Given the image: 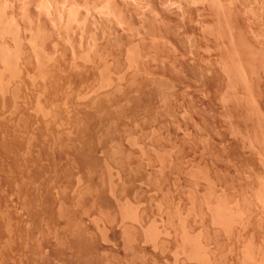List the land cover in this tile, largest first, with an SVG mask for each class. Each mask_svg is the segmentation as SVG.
Segmentation results:
<instances>
[{
  "label": "rangeland",
  "instance_id": "1",
  "mask_svg": "<svg viewBox=\"0 0 264 264\" xmlns=\"http://www.w3.org/2000/svg\"><path fill=\"white\" fill-rule=\"evenodd\" d=\"M76 1H78V2H76ZM89 2H88V0H57V1L56 0H46V1L45 0H0V13H1L0 14V22H1L0 23V55L4 53V55L7 56L9 54L7 57H9V58L15 57L17 60H20V64H24L25 66H28V65L31 66L29 68H33V66H35V64L37 63L36 62L37 60L35 58L33 59V56H35L36 58L43 56V58L49 59L48 66L52 65L49 68L54 66L55 71H56V75L57 76L60 75L61 78L59 76L58 77L60 80L61 79L62 80L57 82L56 76L54 78L52 77L53 79H51V77L48 78V80H52V82H54V83L56 82L57 86L59 83L60 86H58V87H56V85H54V83H52L51 81H49V85L47 83H45L44 81L42 83H40L41 86H43L42 88L45 90V93L43 92L41 94L42 98L44 99L43 96H45V98H48L50 96L51 97H57V95L59 98L60 97H66V96L68 98V97H70L69 95L71 94L72 95L71 99L72 100L74 99L73 101H71V102H73L72 104L70 102L68 104L66 103L67 106L65 105V103L64 104L61 103V105H57L58 109L61 106L60 113H62L63 111L65 113L71 112L70 113V114H72L71 115V118H72L71 121H69V122H67V121L60 122L59 121L58 122V121H54L53 117H52V119H51V117L50 118L46 117V119H45L44 114L36 106L33 105L34 100L32 101V98L28 97L29 99H31V100H29L27 97L24 96V98L21 99L23 97V94L25 95L28 92L26 94V96H29V95L33 94L34 92H36V90H38L37 88H38L39 80L37 81L34 79V81H35V82H33L34 84L38 82V84L35 86L31 83L33 81L32 79H30L32 76H27V78L29 79L28 80L25 77V75H22V77L18 78V81L16 79V81H17L16 83L20 84V85L18 84L19 88H20L19 91L22 92V94L20 93L21 94L20 95L21 98L19 97L20 100H19V98L17 99L18 100L17 104H20V105H17V107L14 109H11L8 104L7 105L6 104L0 105V110L3 108L5 110V111L1 110L2 113L0 111V119H1L0 120V128H1L0 129V143H1L0 146H3V145L6 146V144L10 145V143H11V145L19 144L23 140V138H22L23 136L20 137L22 135V134H20L21 130H24L25 128L26 129H33V131L35 133H38V131H40V129L41 130L44 128L46 129L48 126H49L48 128H50V129H57V127L60 129H62V128L67 129L69 127L68 126V124H69L70 130H72V129L74 131L80 130L81 133L84 132L85 130L88 131L91 127H93L91 125L89 126L90 123H88L87 122L88 120H86L87 115H90V113H92L94 111V109L92 110L93 107L90 104L91 99L95 98L98 95H99L98 97L103 96L104 95L103 93L105 92V90L106 91L112 90L111 85H108V84H105V86H104V84L100 85V83L102 82L103 76L107 72L106 68H109V67L113 68V70L111 68H109L110 71H112V73H114L113 72L114 70L118 71V70L124 69L122 72L124 73V75L126 74L125 79L127 81L128 78H131L130 76L133 74V72L136 73L135 69L133 70V68H135V66H130L129 64L131 62L137 61V63L139 62L138 63L139 67H136V69L137 68H139V69H138V72L136 74L135 73L133 74V77L134 76L135 77L132 81L130 80L132 83L129 80L128 81L131 84L128 83V81L127 82L125 81L126 83H124V84H126V86L123 85L122 86L123 89L119 90V93L122 90L123 92H125V91L130 92V95L131 94H133V95L135 94L137 96L140 95V97L143 98V100H144V101H142L140 99L141 102L145 104L144 105L145 107H143L144 109H142V111H140L142 113V114L140 113V115L145 116V117L142 118L141 116H137L139 118L136 119L137 118L136 117L135 118L136 120L131 119V122H130V120H128L127 121L128 124H126L127 126L125 125V127H127L128 129L127 128L123 129L121 134L123 132H125V133H123L124 135L120 134L121 137L122 136L123 137L122 138L120 137L121 140H119V142H118L121 145L120 146L121 148L119 151H121V153L125 151L124 157L127 158L126 159V161H127L126 162L127 163L126 172L127 173L125 172V175H127L129 173L130 176L128 175L127 178H125V181L123 179L124 188L122 186L123 184H121V186H119V189L122 188V190L118 189L116 193L114 191H112L110 183H108L106 180H105V183L100 184V186L98 188V190H99L98 196H101V198L106 202V205L108 206V210L99 211V210H97L98 209L97 206L95 208H94V206L93 207L89 206L87 209H84V210L75 207L74 211L72 213H73V216L76 217V219L78 220V224H76L78 227H74L73 224L72 225L70 223L67 224V222L64 220V219H66V217L63 215L62 211H60V209L56 203L57 198H59L61 195V192H60L61 190H60L58 184H56V182H51V183L49 182L47 184L43 183V185H42V182L40 183V181H37V180H34V181L31 180L30 181V179H28V178H24L26 181L25 180L22 181L21 180L22 178H20V177H18L19 178V180H18L16 178L17 175L15 173H14L15 177L13 178L14 174H11V176H12L11 177L10 173H12V171L9 173V170H11V169L9 167H7L8 160H6V157L8 159V156L3 154L2 153L3 151H1V149H0V152L2 153V154L0 153V159H1L0 165L3 166V167L0 166V170H1L0 171V264H77V262L79 260L76 258V256L78 257V255L75 254L76 255L75 256L69 247V244L71 241V238H69L70 237L69 231H71V229L73 230L75 228H78V229L80 228V230L82 232L87 234V237H89L90 240H92V242L94 243L93 245L96 247L95 248L96 251L93 255H91V258L89 257V259L87 258L86 261H84L85 264H96V262H97V264H106V263L107 264H163V263L164 264H177V262H178V264H213V263H211V262H209L203 258V255L201 252L202 248H199L200 247L199 243L201 244L200 241L204 240V237H206L207 233H210L212 238L215 236V238L213 239L215 241V245L213 246V248L215 247L214 253L216 255L215 256L216 257V263H214V264H219V263L220 264H233V263L234 264H238V263H241V264L244 263L245 264V262L247 260H248L247 264H249V263L253 264V260L256 258V252H255L256 250H257V252L262 250L260 253L261 256L264 254V252H263L264 251V244H262V243H264V225H262V224H264V218H263L264 217V213H263L264 210L262 209L263 208L262 204L260 202L258 204L256 202L257 200H254V199L258 198V197H256L257 191L255 190V189H257V190L259 189L257 187L259 184L258 182L260 181L261 177L264 178V174H262V173H264V166H263L264 165V163H263L264 158L262 159V157L264 156L263 155L264 154V144H263L264 143V0H168L167 2H166V0H115V1L114 0H89ZM93 2H95V3H93ZM212 2H214V3H212ZM101 4H102V6H101ZM41 5L44 7H42ZM55 5H58V6H55ZM4 7H6V9ZM36 7H38V8H36ZM93 7H94V9H93ZM67 9H68V13L65 14L64 12H67ZM103 9H105V10H103ZM106 9H108V10H106ZM98 10H100V12ZM95 11H97V12L95 13ZM103 12L104 13L106 12V13L104 14ZM46 13L48 15H46ZM70 13L72 15H69ZM54 14L56 17L54 16ZM57 14H58V16H57ZM62 14H63V17H62ZM67 15H69V16L67 17ZM108 16H110V18ZM117 16H118V18H117ZM85 17H86V19H85ZM66 18H68L69 21ZM70 18H72V19H70ZM60 19H61V21L63 19L65 21L63 20V22H61ZM115 19L119 20V21H116ZM168 20L169 21L171 20V21L169 22ZM75 21L76 22L78 21V22L76 23ZM67 22H69V23H67ZM109 22H111V23H109ZM117 22H119V23H117ZM79 23H82V24H79ZM121 23H122V25H121ZM6 24H8V25H6ZM77 24H79L80 26L79 25L77 26ZM123 24H124V28L121 27V26H123ZM71 25L73 28L71 27ZM1 26H3V27H1ZM68 26H70V27H68ZM75 26L78 28H75ZM84 29H85V31H84ZM103 29H106V30H103ZM167 29H169V30H167ZM158 31H161V32L158 33ZM113 33H115V34H113ZM214 35H215V37H214ZM115 36H116V38H115ZM142 36H144V37H142ZM12 38H13V40H12ZM112 40H113V43H112ZM37 41H39V42H37ZM33 42H35V43L33 44ZM96 42H97V44H96ZM93 44H95V45H93ZM164 44L166 46H164ZM172 44L174 45V47ZM189 44L191 45V47ZM194 44H196V45H194ZM144 45H146V46H144ZM35 46H37V47H35ZM91 47L92 48L95 47V48L92 49ZM101 47H104V48H101ZM206 47H208V48L206 49ZM40 49H41V51H40ZM101 49L104 52V53L102 52L103 55L101 53ZM133 49H135V50H133ZM138 49H139V51H138ZM171 49H173V50H171ZM200 49H201V51H200ZM34 50H35V52H34ZM136 50H137V52H136ZM193 50H195V51H193ZM88 51L90 52L89 54H88ZM191 51H192V53H190ZM94 52L96 53L97 56L95 55ZM157 52H158V54H156ZM133 53L137 54V56ZM34 54H36L38 56H36ZM108 55H110V57ZM120 56H122V57H120ZM141 56H142V58H141ZM146 56H148V57H146ZM21 57H23V58H21ZM30 57H31V59H30ZM88 57H90V58H88ZM104 57H106V58H104ZM139 57H140V59H139ZM166 57L168 60L166 59ZM183 57H185L184 60H183ZM222 57H223V59H222ZM231 57H232V59L230 60ZM136 58H137V60H136ZM199 58H201V59L199 60ZM133 59H135V60H133ZM155 59H156V61H155ZM97 60H98V62H97ZM125 60H126V62H125ZM24 61H25V63H24ZM28 61H29V63H26ZM147 61H150V62L147 63ZM158 61H160V62H158ZM21 62H23V63H21ZM100 63H101V65H100ZM105 64H108L107 66H109V67H107V66L104 67ZM67 65L69 66V69L67 68L68 67ZM85 65H86V67H83ZM97 65H98V67H96ZM117 65L120 67H118ZM222 65H224V66L226 65V66L224 67ZM25 66H23V68H28ZM115 66L118 67L119 69L116 70L117 68ZM231 66H232V68H231ZM1 67H2V64L0 63V68ZM94 67L97 70L101 69L102 71L99 70V72H98V71H96V69H94ZM114 67L116 69H114ZM178 67L180 69H178ZM202 67H203V70H202ZM54 68H52V69L54 70ZM78 68H80V69H78ZM183 68H185V69H183ZM58 69H59V71H58ZM194 69H196V70H194ZM231 69H233V70H231ZM130 70H132V71H130ZM197 70H198V73H197ZM223 70H225V71H223ZM0 71H2V68L0 69ZM200 71H201V74L199 73ZM226 71H227V73H226ZM57 72H59L61 74H59V73L57 74ZM152 72L154 74H152ZM228 72L230 75L232 74L231 77L228 74ZM234 72H235V74L233 75ZM77 73H78V79H80L79 76L82 77V75L87 74V76L85 75V76H83V78L86 79L88 77L90 83H88L86 85L84 83L83 84L84 86L82 85L80 87L81 84L77 85V84H73L72 82H69V78H72L75 75H76L75 77H77ZM127 74H129L130 76L128 77ZM199 74L202 76V79H201V76ZM136 75H137L138 81L140 83L139 86L140 87L142 86L141 89H143V90H141L139 87L138 92H136L138 90L137 89L138 88L137 82L135 83V86L137 87L136 89L134 86H132L133 89L130 88L132 84L134 85V81H137ZM154 75H155V79H154ZM62 76H64V77H62ZM228 76H229V78H228ZM65 77L68 80L64 79ZM126 77H128V78H126ZM164 78H166V79H164ZM215 78L217 79V81L214 80ZM24 79L27 80V81L25 80V83H23ZM63 79L65 81H63ZM230 80H232V81H230ZM20 81L22 83H20ZM66 81H67V84H63V83H66ZM98 81H100V82H98ZM46 82H48V81H46ZM60 82H62L63 85ZM68 82L72 83V84H69ZM197 82H198V84H197ZM216 82H217V84H216ZM43 83H45V86L47 84V86L45 88H44ZM26 84H27V86H26ZM18 85H16V87ZM24 85L26 86L28 91ZM97 85H98V87H97ZM99 86H100V88H99ZM108 86H110V87L108 88ZM19 88L17 87V89H19ZM86 88L88 89V91ZM148 88H149V90H148ZM204 88H205V90H204ZM91 89H93V90H91ZM102 89H103V91H102ZM151 89H153V90H151ZM97 90H98V92H97ZM162 90H163V92H162ZM67 91H69V92H67ZM169 91H171V92H169ZM77 92H79L78 97H77ZM85 92H87L86 93L87 95L84 94ZM81 93H82V96H81ZM101 93L103 95L100 96ZM116 93H118V90ZM43 94H45V95H43ZM147 94H149V95H147ZM90 95L91 96L93 95V96L91 97ZM133 95H132V97L134 99ZM202 95H204V96H202ZM137 96L135 97V99H138ZM205 96H207V97H205ZM7 97H10V96H7ZM79 97H81V98L79 99ZM84 97H85V99H84ZM198 97H199V99H198ZM220 97H221V99H219ZM26 98L28 100H26ZM101 98H103V97H101ZM166 98H168V99H166ZM194 98H195V100H194ZM214 98H215V100H214ZM235 98H238L239 100L235 99ZM8 99L9 98H6V100H8ZM133 99L130 98V101L132 100V102H133ZM225 99H226V101H224ZM130 101L128 103H130V105H131L132 103ZM138 102H139V99H138ZM145 102L148 103V106L146 105ZM193 102H195V103H193ZM224 102H225V104H224ZM203 103H204V105H203ZM87 104H89L88 108H87ZM7 107H9V108H7ZM66 107L68 108V110ZM224 107H225V109H224ZM56 109H55V111H57L59 113V110L58 109L56 110ZM151 109H153V110H151ZM144 110L145 111L147 110V111L145 112ZM158 110H160V112ZM208 110H209V112H208ZM13 111H14V113H13ZM15 111H16V114L18 112L17 115H15ZM25 113H27V114H25ZM145 113H146V115H145ZM210 113H211V115H210ZM78 114H79V116H78ZM167 115H168V117H167ZM85 116H86V119L84 118V121H83V117H85ZM156 116H157V118H156ZM23 117H25V118H23ZM75 117L81 118V119L78 120ZM14 119H16V120L14 121ZM44 119L48 120L50 122L47 121V124H46V121ZM149 119H150V121H149ZM153 119H155V120H153ZM76 120L78 122H75ZM81 120H82V122H81ZM138 120H139V122H138ZM53 121L57 122V124H59V126L56 125ZM135 121H137V122L135 123ZM29 123H30V125H29ZM63 123H64V125L62 126ZM129 123H131V124H129ZM138 123H139V125H137ZM144 123H145V125L146 124L147 125L145 126ZM153 123H155V124H153ZM65 124H67V125H65ZM76 124H78V125H76ZM60 125L62 128L60 127ZM79 125L82 127H79ZM137 126H138V128H137ZM139 126L140 127L142 126V127L139 128ZM76 127H78L79 129ZM87 127H88V129H86ZM94 128H96V130H97V127H93L91 129L94 130ZM82 129H84V131ZM137 129H139V130H137ZM160 129H162V130H160ZM4 130H5V132H4ZM93 130H92V132H94ZM96 130H95V132H96ZM12 131H14L13 133H15V132L17 133L19 131L18 132L19 137L15 136L16 139H18L19 141L16 140L15 137H14L15 141L13 140L14 135L13 134L11 135ZM76 131L74 133H77ZM80 131H78V133ZM90 131L91 130H89L88 133L84 132L86 134L83 133L84 134L83 137L85 138V141L82 142V144L85 143L84 145H86V143H87L88 145L90 144L89 146H92L93 152L95 151L94 152L95 159L101 160V161L105 160L107 157V149L105 147L106 142H105L104 135H102L103 136V138H102V136H100V135L97 136L95 133L92 135V137H94L96 135L98 138H96V136H95L93 139V138H91V135H90L91 133L89 134ZM129 131H131V132H129ZM143 132H145V133H143ZM72 133L73 132H71V134ZM134 133H136V134H134ZM88 134L90 135V137ZM133 134H134V136H133L134 139L136 136H137L136 139H138V136L141 135V136H139L138 141L136 139L133 140V138L130 137ZM144 134H147V136L146 135L144 136ZM2 135H4V137ZM74 135H76V134H74ZM74 135L72 134L73 137H74ZM80 135H82V134H80ZM80 135L77 137H80ZM232 135H234V136H232ZM239 135H241V136H239ZM87 136L89 138H91L92 141H91V139L88 140V138H86ZM143 136H144V138H143ZM242 136H244L243 138H245V139H243ZM7 137H8V141H7ZM232 137H234V138H232ZM255 137L257 139H255ZM62 138L63 139L61 141L64 140L63 136H62ZM80 138H82V137H80ZM80 138H77V139L79 140ZM123 138H124V140H123ZM56 140L57 139H55V141ZM82 140H83V138H82ZM86 140L90 141V142L88 143ZM134 141H137V142H134ZM7 142H9V143H7ZM14 142H16V143H14ZM34 142H38L37 138L34 139ZM76 143H80V142L77 141ZM136 143H138L140 145H138ZM91 144H94V145H91ZM130 144H131V146H130ZM142 144H143V146H142ZM137 146L138 147L140 146V147L138 148ZM131 147L133 148V150ZM256 149H257V151H256ZM205 151H207V152H205ZM101 152H102V154H101ZM166 152H168V153H166ZM259 152H261V153L258 154ZM224 153H226V154H224ZM232 154H235V155H232ZM167 155H168V157H167ZM54 156L57 157V155H54ZM228 156L230 158H228ZM130 157H132V158H130ZM158 158H159V160H158ZM210 158H211V160H209ZM4 160H6L5 161L6 163H4ZM128 160H130V161H128ZM261 160H262V162H261ZM241 161H242V163H241ZM162 163H164V164L167 163V164H165V166H164V164H162ZM248 167L251 169H249ZM8 168H9V170L7 171ZM197 168L198 169L202 168V169H199V171H198ZM244 168H246V169H244ZM33 169L34 170H31L30 174L34 175V178H36L35 174L33 172L37 173V170H35V168H33ZM159 169H160V171H159ZM7 173L9 174L8 176H7ZM153 174H154V176H153ZM257 175L259 177L256 178ZM260 175H263V176H260ZM124 177H126V176H124ZM128 177H129V179H128ZM156 177H158V178H156ZM248 177H249V179H247ZM8 178L9 179H11V178L15 179L16 178V182H14V180L11 181ZM230 178L231 179L233 178L232 180L234 182ZM143 179H145L146 181ZM156 179L157 180L159 179L158 182ZM256 179H257V181H256ZM248 180H249V182H248ZM28 181L30 182V184ZM152 181L153 182L155 181V182L153 183ZM139 182H140V184H138ZM256 182H257V184H256ZM19 183H22V184H19ZM104 184H105V187H104ZM229 184H231V185H229ZM44 185L45 186L47 185V187L44 188V190L47 189V190H45V192H44V190H41V189H43V187H45ZM126 185L128 188H125ZM250 186H251V188H250ZM152 187H153V189H152ZM223 187H224V189L222 190ZM252 187L254 189H252ZM22 188L24 191L27 189V192L30 191V193L32 191L31 194L28 193L29 194L28 196L31 195L29 197L30 200L28 199V202H25V200L23 201V196L21 195L22 193L20 192L22 190ZM227 188L229 190H227ZM125 189H127V190H125ZM251 189H252V191H251ZM23 190H22V192H24ZM262 190L263 191L261 193H262L263 197L261 200L263 201L264 186H263ZM150 191H151V193H150ZM216 191H218V193H219V191L221 192V193H219V197H218V193H216ZM231 191H233L234 193ZM111 193H113V194H111ZM120 193H123V194H120ZM34 194L38 195V196L36 197ZM19 195H20V197H19ZM131 195H132V197H131ZM140 195H142V196H140ZM222 195H224V196H222ZM253 195H254V197H253ZM70 196H72L71 191H70ZM112 196H113V198H112ZM128 196L131 199H129ZM221 196H222V199H221ZM244 196H246V197L244 198ZM119 197H121L123 200L121 201V198H119ZM123 197H125V198H123ZM114 198H116V199H114ZM33 199H35V201ZM229 199H230V201H229ZM215 200H216V202H218V201L221 202L219 212L216 211V212H218L219 217L221 216L220 219L224 218V216H225V218H224L225 220L224 219L219 220V222H217L218 220H216V223L220 224V222H223L225 225L226 224L227 225L224 228V229H226V231L220 230V232H219V230L216 229V231L214 230V235H213V232L211 229V224H213L212 220H211L212 217H211L210 211L208 210V207H209V205H212V204L214 205ZM30 201H32L30 203L32 205L28 204ZM124 201H125V203H124ZM213 201H214V203H213ZM234 201H235V218L237 217L235 220H234V217L228 218V216L231 217V215L233 213L232 211H234V210L230 209V208H232V206H234L233 205ZM210 202H212V204ZM236 202L238 203V206L240 207V209L237 206ZM121 204H123V205H121ZM225 204H226V207H225ZM228 205L230 208L228 207ZM114 206H115V208H114ZM123 206H124V208H123ZM222 206H223V208H222ZM236 207H238V208L236 209ZM247 207L248 208L250 207L249 208L250 210L254 207L252 209V214L254 215V216L252 215V218L253 217L254 218L250 221H247V223L250 224L249 226L247 225L248 228L246 225L243 226L244 228L246 226L245 230H243V227L240 226L242 229L241 230V229L237 228L238 227L237 224L238 223L240 224L239 220L242 218L241 215L245 216ZM227 208L229 210H231V212L228 211ZM176 209H177V211H176ZM223 209H225L228 212H226ZM257 209L259 212H256ZM136 210H140L139 212L142 213V215H143L139 219L135 218L136 217L135 216ZM222 210H223V212H222ZM43 212H45L47 215L48 214L50 215V220L46 221L43 224H40V223H42L41 218H42ZM224 212L227 213V215H224L223 214ZM236 212H237L238 216L236 215ZM152 213H154V214H152ZM238 213H240V214H238ZM86 215H88V216H86ZM133 215H134V217H133ZM183 216H185V217H183ZM244 216H243V218H244ZM189 217H191V218H189ZM178 218H179V222H178ZM257 218H259V219H257ZM232 219H233V221H232ZM111 220H113V221H111ZM134 220L135 221L137 220V223ZM133 221H134V223H133ZM225 221H228L231 224H228ZM234 221L236 222L235 225H234ZM166 222H167V226L165 225ZM180 222L181 223L183 222L182 225L180 224ZM232 222H233L234 227L232 225ZM169 223H170V225H169ZM194 223H196V224H194ZM208 223H209V225H208ZM223 223H221V224H223ZM163 225L166 228L168 227L167 230L170 233H168V235H166V233H165L164 234L166 236V237H164L165 242L160 243L157 239V238H159L158 235L160 233L159 234H157V233L159 232V230H161V227H164ZM37 226H39V227H37ZM140 226L141 227L143 226V228L146 227L144 229L145 231L147 230L146 231L147 239H144L145 241L144 240L140 241V240H138V238L136 239L135 235L137 233L138 234L141 233V231H142L140 229ZM171 226H173V227H171ZM151 227H153V228L151 229ZM201 227L202 228L204 227L205 229L204 228L202 229ZM45 228H48L50 230L49 231L47 229L49 231V233L48 232H46V233L42 232V231H44ZM174 228H175V230H174ZM184 228H186L185 232L189 231L190 233H191V231L192 232L198 231V230L202 231L201 234L199 233L198 235H196L198 237V239H197V237L195 238L193 235H191L189 237L191 245H189L190 246L188 248L189 253H187V255H186V253L184 254V252L180 250L181 248L178 249V245L176 244V243H178V240L182 234V229L184 230ZM231 228H232V230H231ZM39 230H41V231H39ZM11 232H13V233H11ZM40 232L43 235L45 234L44 237ZM226 232L228 233V235ZM261 232H262V234H261ZM225 234H226V236H225ZM230 234H231V236H230ZM46 236H47V238H46ZM80 236H79V238L83 237V235L81 237ZM168 236H171V237H168ZM235 236L236 237L238 236L237 237L238 239ZM251 236L253 237L252 239H251ZM106 237H107V239H105ZM114 237H115V239H114ZM74 238H76V236ZM85 238H82V239L84 240ZM32 239H33V241H32ZM44 239H45V241H44ZM76 239H78V237ZM254 239H255V241H254ZM40 240H41L42 244H43V242H45V243L42 245ZM156 240H157V242H156ZM243 240H244V242H243ZM196 242H197V244H196ZM10 243H12V244H10ZM60 243H62V244L59 245ZM65 243H66V245H63ZM157 243H158V245H157ZM27 244H29L28 247H27ZM174 244L177 246H175ZM247 244H248V246H247ZM217 245L219 247H217ZM41 247L42 248L44 247L43 251L41 250L42 249ZM251 247H253V248H251ZM39 249H40V252H39ZM176 249H177V251H175ZM243 249H244V252H242ZM233 250H235V251L233 252ZM245 250H247V251H245ZM252 250H254V251H252ZM11 251L13 252V254ZM240 251L243 254L244 253L251 254V252H252V254L251 255H245L244 254L245 256H243V257H244V260H246L244 262L243 257H241L242 254ZM165 252H166V254H163ZM229 252H231V253H229ZM254 252H255V257L252 256V255H254ZM110 258H111V260H110ZM173 258H175V259H173ZM235 258H237V259L235 260ZM241 258H242V260L239 261ZM74 259H77L78 261L75 262ZM261 259H263V261H264V256H263V258L261 257ZM224 260H226V261H224ZM249 261H252V262H249ZM254 262H256V261L254 260ZM79 264H82V263H79Z\"/></svg>",
  "mask_w": 264,
  "mask_h": 264
},
{
  "label": "bare ground",
  "instance_id": "2",
  "mask_svg": "<svg viewBox=\"0 0 264 264\" xmlns=\"http://www.w3.org/2000/svg\"><path fill=\"white\" fill-rule=\"evenodd\" d=\"M46 1V0H45ZM57 1V0H56ZM115 1V0H114ZM168 0H166V2H167ZM5 2V1H4ZM74 2V1H73ZM76 2H78V1H76ZM88 2H89V0H88ZM210 2V1H209ZM44 3V2H43ZM53 3V2H52ZM90 3V2H89ZM93 3H95V2H93ZM124 3V2H123ZM208 3V2H207ZM212 3H214V2H212ZM2 4V3H1ZM76 4V3H75ZM104 4V3H103ZM106 4V3H105ZM166 4V3H165ZM164 4V5H165ZM53 5V4H52ZM108 5V4H107ZM124 5V4H123ZM6 6V5H5ZM42 6V5H41ZM55 6H58V5H55ZM85 6V5H84ZM88 6V5H87ZM86 6V7H87ZM101 6H102V4H101ZM24 7V6H23ZM42 7H44V6H42ZM71 7V6H70ZM69 7V8H70ZM74 7V6H73ZM104 7V6H103ZM102 7V8H103ZM5 9H6V7H4ZM36 8H38V7H36ZM56 8V7H55ZM58 8V7H57ZM61 8V7H60ZM63 8V7H62ZM88 8V7H87ZM72 9V8H71ZM70 9V10H71ZM93 9H94V7H93ZM180 9V8H179ZM24 10V9H23ZM37 10V9H36ZM74 10V9H73ZM92 10V9H91ZM103 10H105V9H103ZM106 10H108V9H106ZM123 10V9H122ZM126 10V9H125ZM181 10V9H180ZM47 11V10H46ZM50 11V10H49ZM72 11V10H71ZM77 11V10H76ZM93 11V10H92ZM99 12H100V10H98ZM64 12V11H63ZM91 12V11H90ZM97 11H95V13H96ZM102 12V11H101ZM110 12V11H109ZM112 12V11H111ZM120 12V11H119ZM54 13V12H53ZM65 14L66 13H68V9H67V12H64ZM104 13V12H103ZM106 13V12H105ZM104 13V14H105ZM1 14V13H0ZM12 14V13H11ZM10 14V15H11ZM43 14V13H42ZM50 14V13H49ZM64 14V15H65ZM75 14V13H74ZM86 14V13H85ZM90 14V13H89ZM99 14V13H98ZM102 14V13H101ZM100 14V15H101ZM113 14V13H112ZM116 14V13H115ZM123 14V13H122ZM7 15V14H6ZM46 15H48L47 13H46ZM51 15V14H50ZM69 15H72L71 13L69 14ZM69 15H67V17L69 16ZM79 15V14H78ZM87 15V14H86ZM54 16H55V14H54ZM57 16H58V14H57ZM126 16V15H125ZM151 16V15H150ZM56 17V16H55ZM62 17H63V14H62ZM74 17V16H73ZM78 17V16H77ZM76 17V18H77ZM88 17V16H87ZM109 18H110V16H108ZM89 18V17H88ZM87 18V19H88ZM93 18V17H92ZM115 18V17H114ZM117 18H118V16H117ZM125 18V17H124ZM123 18V19H124ZM127 18V17H126ZM137 18V17H136ZM24 19V18H23ZM58 19V18H57ZM66 19H68V18H66ZM70 19H72V18H70ZM81 19V18H80ZM85 19H86V17H85ZM105 19V18H104ZM121 19V18H120ZM131 19V18H130ZM135 19V18H134ZM3 20V19H2ZM1 20V21H2ZM51 20V19H50ZM64 20V19H63ZM63 20L61 21V19H60V21L61 22H63ZM116 20V19H115ZM132 20V19H131ZM7 21V20H6ZM65 21V20H64ZM68 21H69V19H68ZM84 21V20H83ZM82 21V22H83ZM91 21V20H90ZM106 21V20H105ZM116 21H119V20H116ZM122 21V20H121ZM124 21V20H123ZM128 21V20H127ZM169 21V20H168ZM171 21V20H170ZM169 21V22H170ZM76 22V21H75ZM78 22V21H77ZM76 22V23H77ZM107 22V21H106ZM143 22V21H142ZM156 22V21H155ZM164 22V21H163ZM174 22V21H173ZM1 23V22H0ZM66 23V22H65ZM67 23H69V22H67ZM109 23H111V22H109ZM108 23V24H109ZM116 23V22H115ZM117 23H119V22H117ZM128 23V22H127ZM162 23V22H161ZM74 24V23H73ZM79 24H82V23H79ZM79 24H77V26L79 25ZM141 24V23H140ZM148 24V23H147ZM163 24V23H162ZM185 24V23H184ZM203 24V23H202ZM6 25H8V24H6ZM61 25V24H60ZM64 25V24H63ZM67 25V24H66ZM121 25H122V23H121ZM120 25V26H121ZM149 25V24H148ZM23 26V25H22ZM65 26V25H64ZM63 26V27H64ZM80 26V25H79ZM95 26V25H94ZM119 26V25H118ZM127 26V25H126ZM166 26V25H165ZM1 27H3V26H1ZM55 27V26H54ZM61 27V26H60ZM68 27H70V26H68ZM71 27H72V25H71ZM100 27V26H99ZM108 27V26H107ZM121 27H123L124 28V24H123V26H121ZM120 27V28H121ZM151 27V26H150ZM178 27V26H177ZM207 27V26H206ZM11 28V27H10ZM73 28V27H72ZM75 28H78V27H76L75 26ZM126 28V27H125ZM130 28V27H129ZM167 28V27H166ZM202 28V27H201ZM52 29V28H51ZM55 29V28H54ZM57 29V28H56ZM62 29V28H61ZM114 29V28H113ZM159 29V28H158ZM63 30V29H62ZM67 30V29H66ZM72 30V29H71ZM76 30V29H75ZM103 30H106V29H103ZM108 30V29H107ZM121 30V29H120ZM123 30V29H122ZM127 30V29H126ZM146 30V29H145ZM153 30V29H152ZM151 30V31H152ZM167 30H169V29H167ZM206 30V29H205ZM204 30V31H205ZM65 31V30H64ZM84 31H85V29H84ZM111 31V30H110ZM114 31V30H113ZM149 31V30H148ZM154 31V30H153ZM157 31V30H156ZM166 31V30H165ZM209 31V30H208ZM5 32V31H4ZM125 32V31H124ZM150 32V31H149ZM159 32H161V31H158V33ZM168 32V31H167ZM176 32V31H175ZM6 33V32H5ZM83 33V32H82ZM102 33V32H101ZM144 33V32H143ZM148 33V32H147ZM165 33V32H164ZM8 34V33H7ZM6 34V35H7ZM20 34V33H19ZM96 34V33H95ZM105 34V33H104ZM113 34H115V33H113ZM112 34V35H113ZM126 34V33H125ZM192 34V33H191ZM5 35V34H4ZM111 35V34H110ZM124 35V34H123ZM140 35V34H139ZM138 35V36H139ZM154 35V34H153ZM152 35V36H153ZM13 36V35H12ZM11 36V37H12ZM18 36V35H17ZM52 36V35H51ZM96 36V35H95ZM104 36V35H103ZM119 36V35H118ZM174 36V35H173ZM191 36V35H190ZM10 37V36H9ZM46 37V36H45ZM98 37V36H97ZM107 37V36H106ZM111 37V36H110ZM114 37V36H113ZM142 37H144V36H142ZM161 37V36H160ZM165 37V36H164ZM214 37H215V35H214ZM42 38V37H41ZM81 38V37H80ZM101 38V37H100ZM115 38H116V36H115ZM163 38V37H162ZM213 38V37H212ZM58 39V38H57ZM91 39V38H90ZM119 39V38H118ZM125 39V38H124ZM172 39V38H171ZM177 39V38H176ZM12 40H13V38H12ZM92 40V39H91ZM109 40V39H108ZM111 40V39H110ZM164 40V39H163ZM205 40V39H204ZM2 41V40H1ZM31 41V40H30ZM89 41V40H88ZM94 41V40H93ZM92 41V42H93ZM97 41V40H96ZM122 41V40H121ZM124 41V40H123ZM143 41V40H142ZM141 41V42H142ZM167 41V40H166ZM169 41V40H168ZM16 42V41H15ZM14 42V43H15ZM37 42H39V41H37ZM83 42V41H82ZM102 42V41H101ZM164 42V41H163ZM170 42V41H169ZM190 42V41H189ZM194 42V41H193ZM196 42V41H195ZM12 43V42H11ZM35 42H33V44H34ZM100 43V42H99ZM105 43V42H104ZM112 43H113V40H112ZM115 43V42H114ZM119 43V42H118ZM140 43V42H139ZM7 44V43H6ZM37 44V43H36ZM55 44V43H54ZM96 44H97V42H96ZM109 44V43H108ZM170 44V43H169ZM198 44V43H197ZM3 45V44H2ZM30 45V44H29ZM41 45V44H40ZM88 45V44H87ZM93 45H95V44H93ZM111 45V44H110ZM109 45V46H110ZM119 45V44H118ZM123 45V44H122ZM143 45V44H142ZM173 45V44H172ZM188 45V44H187ZM190 45V44H189ZM194 45H196V44H194ZM6 46V45H5ZM9 46V45H8ZM90 46V45H89ZM88 46V47H89ZM97 46V45H96ZM144 46H146V45H144ZM148 46V45H147ZM151 46V45H150ZM163 46V45H162ZM164 46H166L165 44H164ZM2 47V46H1ZM7 47V46H6ZM33 47V46H32ZM35 47H37V46H35ZM44 47V46H43ZM113 47V46H112ZM138 47V46H137ZM136 47V48H137ZM156 47V46H155ZM169 47V46H168ZM173 47H174V45H173ZM188 47V46H187ZM190 47H191V45H190ZM200 47V46H199ZM92 48V47H91ZM93 48H95V47H93ZM92 48V49H93ZM99 48V47H98ZM101 48H104V47H101ZM106 48V47H105ZM111 48V47H110ZM121 48V47H120ZM176 48V47H175ZM174 48V49H175ZM185 48V47H184ZM183 48V49H184ZM202 48V47H201ZM208 47H206V49H207ZM4 49V48H3ZM7 49V48H6ZM5 49V50H6ZM14 49V48H13ZM45 49V48H44ZM156 49V48H155ZM163 49V48H162ZM166 49V48H165ZM8 50V49H7ZM57 50V49H56ZM108 50V49H107ZM111 50V49H110ZM114 50V49H113ZM116 50V49H115ZM121 50V49H120ZM133 50H135V49H133ZM158 50V49H157ZM170 50V49H169ZM171 50H173V49H171ZM185 50V49H184ZM198 50V49H197ZM209 50V49H208ZM219 50V49H218ZM9 51V50H8ZM33 51V50H32ZM40 51H41V49H40ZM76 51V50H75ZM82 51V50H81ZM93 51V50H92ZM138 51H139V49H138ZM141 51V50H140ZM165 51V50H164ZM167 51V50H166ZM193 51H195V50H193ZM200 51H201V49H200ZM10 52V51H9ZM34 52H35V50H34ZM38 52V51H37ZM80 52V51H79ZM98 52V51H97ZM103 51H102V49H101V53H102ZM119 52V51H118ZM136 52H137V50H136ZM145 52V51H144ZM170 52V51H169ZM186 52V51H185ZM8 53V52H7ZM11 53V52H10ZM26 53V52H25ZM28 53V52H27ZM40 53V52H39ZM56 53V52H55ZM63 53V52H62ZM90 52L88 51V54H89ZM95 53V52H94ZM99 53V52H98ZM97 53V54H98ZM104 53V52H103ZM103 53H102V55H103ZM111 53V52H110ZM114 53V52H113ZM190 53H192V51L190 52ZM6 54V53H5ZM14 54V53H13ZM17 54V53H16ZM31 54V53H30ZM38 54V53H37ZM73 54V53H72ZM77 54V53H76ZM80 54V53H79ZM92 54V53H91ZM133 54H135V53H133ZM154 54V53H153ZM156 54H158V52L156 53ZM194 54V53H193ZM9 55V54H8ZM7 55V56H8ZM28 55V54H27ZM26 55V56H27ZM34 55H36V54H34ZM39 55V54H38ZM38 55H36V56H38ZM95 55H96V53H95ZM111 55V54H110ZM110 55H108L109 57H110ZM116 55V54H115ZM118 55V54H117ZM127 55V54H126ZM136 56H137V54H135ZM191 55V54H190ZM197 55V54H196ZM6 55H4V53L3 54H1L0 55V63L2 64V71H0L1 73H0V105H9V107L11 108V109H14V108H16L17 107V105H20V104H17V99L20 97V95L22 94V92H20L19 90H20V88H19V85L16 83L17 81H18V78H20V77H22V75H25V77L27 78V76H32L30 79H32L31 81V83L33 84V85H37L38 84V82L37 83H33V82H35L34 81V79L35 80H39V84L40 83H42L43 81L45 82V83H47L48 85H49V81H51L52 82V80H48V78H50L51 77V79H53L55 76H56V81L57 82H59V81H61L60 79H59V77L61 78V76L60 75H56V71H55V68H54V66L53 67H51V68H49L50 66H52V65H50V66H48V61H49V59H47V58H43V56L42 57H39V58H36L35 56H33V59L35 58L37 61V63L35 64V66H33V68H29V67H31V66H25L24 64H20V60H17L15 57L14 58H9V57H7ZM11 56V55H10ZM24 56V55H23ZM29 56V55H28ZM63 56V55H62ZM65 56V55H64ZM84 56V55H83ZM97 56V55H96ZM139 56V55H138ZM151 56V55H150ZM172 56V55H171ZM12 57V56H11ZM45 57V56H44ZM120 57H122V56H120ZM146 57H148V56H146ZM152 57V56H151ZM202 57V56H201ZM221 57V56H220ZM21 58H23V57H21ZM51 58V57H50ZM75 58V57H74ZM73 58V59H74ZM78 58V57H77ZM84 58V57H83ZM88 58H90V57H88ZM101 58V57H100ZM104 58H106V57H104ZM112 58V57H111ZM126 58V57H125ZM124 58V59H125ZM141 58H142V56H141ZM177 58V57H176ZM184 58L185 57H183V60H184ZM204 58V57H203ZM27 59V58H26ZM30 59H31V57H30ZM47 59V60H46ZM53 59V58H52ZM81 59V58H80ZM97 59V58H96ZM95 59V60H96ZM108 59V58H107ZM139 59H140V57H139ZM147 59V58H146ZM152 59V58H151ZM166 59H167V57H166ZM171 59V58H170ZM173 59V58H172ZM201 58H199V60H200ZM205 59V58H204ZM222 59H223V57H222ZM232 59V57L230 58V60ZM234 59V58H233ZM94 60V59H93ZM102 60V59H101ZM104 60V59H103ZM119 60V59H118ZM133 60H135V59H133ZM136 60H137V58H136ZM153 60V59H152ZM151 60V61H152ZM165 60V59H164ZM168 60V59H167ZM174 60V59H173ZM226 60V59H225ZM23 61V60H22ZM35 61V60H34ZM105 61V60H104ZM120 61V60H119ZM155 61H156V59H155ZM162 61V60H161ZM187 61V60H186ZM219 61V60H218ZM235 61V60H234ZM60 62V61H59ZM74 62V61H73ZM77 62V61H76ZM95 62V61H94ZM97 62H98V60H97ZM113 62V61H112ZM118 62V61H117ZM125 62H126V60H125ZM129 62V61H128ZM136 62V63H135ZM135 62H131L129 65L130 66H135V68H133V70L135 69V71H136V73L138 72V69L139 68H137L136 69V67H139V62L137 63V61H135ZM148 62H150V61H147V63ZM158 62H160V61H158ZM165 62V61H164ZM227 62V61H226ZM21 63H23V62H21ZM24 63H25V61H24ZM26 63H29V61L28 62H26ZM31 63V62H30ZM35 63V62H34ZM67 63V62H66ZM84 63V62H83ZM110 63V62H109ZM116 63V62H115ZM146 63V64H147ZM153 63V62H152ZM157 63V62H156ZM174 63V62H173ZM182 63V62H181ZM187 63V62H186ZM224 63V62H223ZM232 63V62H231ZM230 63V64H231ZM192 64V63H191ZM235 64V63H234ZM54 65V64H53ZM87 65V64H86ZM86 65L85 66H83V67H86ZM90 65V64H89ZM100 65H101V63H100ZM99 65V66H100ZM108 64H105L104 65V67L105 66H107ZM116 65V64H115ZM124 65V64H123ZM122 65V66H123ZM141 65V64H140ZM148 65V64H147ZM150 65V64H149ZM157 65V64H156ZM171 65V64H170ZM176 65V64H175ZM184 65V64H183ZM219 65V64H218ZM232 65V64H231ZM23 66H25V67H28V68H23ZM65 66V65H64ZM68 66V65H67ZM103 66V65H102ZM114 66V65H113ZM112 66V67H113ZM118 66V65H117ZM166 66V65H165ZM169 66V65H168ZM200 66V65H199ZM222 66H224V65H222ZM226 66V65H225ZM224 66V67H225ZM230 66V65H229ZM96 67H98V65L96 66ZM107 67H109V66H107ZM116 67V66H115ZM114 67V69H116V70H118L119 68L118 67H120V66H118V67H116L115 68ZM152 67V66H151ZM181 67V66H180ZM195 67V66H194ZM234 67V66H233ZM0 68V69H1ZM52 68H54V70L52 69ZM66 68V67H65ZM68 69H69V66L67 67ZM91 68V67H90ZM93 68V67H92ZM109 68H111V67H109ZM109 68H106L107 69V72H106V74L103 76V79H102V82L100 83V85L101 84H104V86H105V84H108V85H111V87H112V90H108V91H106L105 90V92L102 94H100V96L101 95H103V96H101V97H103V98H101V97H98V96H96L95 98H93V99H91V102H90V104L92 105V110L94 109V111L92 112V113H90V115H87V119H86V116L85 117H83V121H84V118L86 119V120H88L87 122L88 123H90L89 124V126L91 125V126H93V127H97V130H96V128H94V130L93 129H91V128H93V127H91L89 130H91L90 132H89V134L91 135V138H93L94 139V137L97 135H100V136H102V135H104V137H105V142H106V145H105V147H106V149H107V157H106V159L105 160H97V159H95V156H94V152H93V148H92V146H89L87 143H86V145H84L85 143H83L82 144V142H84L85 141V138L83 137L84 136V134H86V133H88V131H84V129H82L84 132H86V133H84V132H82L81 133V131L80 130H78V131H80L79 133H78V131H76L77 133H74L75 131L73 130H70V125L68 124V128L67 129H64V128H62L61 127V125H60V127L62 128V129H60V128H58L57 127V129H50V128H44V129H40V131H38V133H35L34 131H33V129H24V130H21V133L20 134H22L20 137H22L23 138V140L19 143V144H15V145H11V143H10V145H8V144H6V146H4L3 144V146H0V149H1V151H3L2 153L3 154H5V155H7L8 156V159H7V157H6V160H8V164H7V167H9L11 170H9V168L7 169V171L9 170V173L12 171V173H10V176H11V174H16L17 175V179L19 180V178L18 177H20V178H22L21 180L22 181H24L25 179L24 178H28V179H30V181L31 180H37V181H40V183L42 182V185H43V183L44 184H47V183H51V182H56V184H58V186H59V188H60V192H61V195H60V197L59 198H57V201H56V203H57V205H58V207H59V209H60V211H62V213H63V215L66 217V219H64L66 222H67V224H73L74 225V227H78L76 224H78V220L76 219V217H74L73 216V211H74V208L76 207V208H79V209H82V210H84V209H87L89 206H94V208L97 206V210H99V211H105V210H108V206L106 205V202L101 198V196H98L99 194V190H98V188H99V186H100V184H102V183H105V180L108 182V183H110V185H111V189H112V191H114L115 193L117 192V190L119 189V186H121V184H123L122 186H123V188H124V181H125V178H127V176L129 175V173L127 174V175H125V172H126V167H127V161H126V157H124V152H122L121 153V151H119L120 150V143H118L119 142V140H121L120 139V137H121V135L123 134V133H125V132H123L122 134H121V132L123 131V129H125V128H127V127H125V125L126 124H128L127 123V121L128 120H130V122H131V119H135L137 116H141L142 118L143 117H145V116H142V115H140V111H142V109H144L143 107H145L144 105V103H142L141 102V100L142 101H144L143 100V98H141L140 97V95H133V94H131L130 95V92H123L122 90H121V94L119 93V90L120 89H123L122 88V86L123 85H125L126 86V84H124V83H126L128 80L130 81H132L133 79H134V77H133V74L135 73V72H133V74L130 76L129 74H127L128 75V77L130 76L131 78H128V77H126V78H128L127 79V81H126V79H125V75H124V73L122 72L124 69H121V70H118V71H113L114 73H112V71H110V69ZM122 68V67H121ZM131 68V67H130ZM143 68V67H142ZM165 68V67H164ZM186 68V67H185ZM185 68H183V69H185ZM209 68V67H208ZM223 68V67H222ZM229 68V67H228ZM227 68V69H228ZM231 68H232V66H231ZM235 68V67H234ZM76 69V68H75ZM78 69H80V68H78ZM84 69V68H83ZM94 69H96L95 67H94ZM99 69V68H98ZM112 70H113V68H111ZM141 69V68H140ZM145 69V68H144ZM178 69H180L179 67H178ZM198 69V68H197ZM201 69V68H200ZM225 69V68H224ZM61 70V69H60ZM99 70H101V69H99ZM99 70H97L96 69V71H98L99 72ZM127 70V69H126ZM146 70V69H145ZM169 70V69H168ZM177 70V69H176ZM194 70H196V69H194ZM202 70H203V67H202ZM221 70V69H220ZM231 70H233V69H231ZM235 70V69H234ZM9 73H8V72ZM58 71H59V69H58ZM85 71V70H84ZM92 71V70H91ZM102 71V70H101ZM104 71V70H103ZM130 71H132V70H130ZM141 71V70H140ZM143 71V70H142ZM175 71V70H174ZM178 71V70H177ZM218 71V70H217ZM223 71H225V70H223ZM238 71V70H237ZM75 72V71H74ZM125 72V71H124ZM146 72V71H145ZM144 72V73H145ZM194 72V71H193ZM210 72V71H209ZM215 72V71H214ZM230 72V71H229ZM229 72H228V74H229ZM59 72H57V74H58ZM80 73V72H79ZM135 73V74H136ZM197 73H198V70H197ZM200 74H201V71L199 72ZM204 73V72H203ZM221 73V72H220ZM226 73H227V71H226ZM231 73V72H230ZM59 74H61V73H59ZM75 74V73H74ZM152 74H154L153 72H152ZM161 74V73H160ZM178 74V73H177ZM192 74V73H191ZM195 74V73H194ZM199 74V75H200ZM211 74V73H210ZM235 74V72L233 73V75ZM87 76V74H84V75H82V77L81 76H79L80 77V79H78V73H77V77H75V76H73L72 78H69V82H72L73 84H81L80 85V87L85 83V85L86 84H88V83H90L89 82V78L87 77L86 79L85 78H83V76ZM138 75V74H137ZM137 75H136V77H137ZM146 75V74H145ZM230 75V74H229ZM232 75V74H231ZM231 75H230V77H231ZM93 76V75H92ZM185 76V75H184ZM201 76V75H200ZM214 76V75H213ZM226 76V75H225ZM53 77V78H52ZM62 77H64V76H62ZM68 77V76H67ZM146 77V76H145ZM157 77V76H156ZM193 77V76H192ZM196 77V76H195ZM215 77V76H214ZM218 77V76H217ZM83 78V79H82ZM142 78V77H141ZM150 78V77H149ZM162 78V77H161ZM190 78V77H189ZM200 78V77H199ZM226 78V77H225ZM228 78H229V76H228ZM16 79H17V81H16ZM28 79V78H27ZM64 79H66V80H68L66 77L64 78ZM63 79V81H65ZM91 79V78H90ZM154 79H155V75H154ZM164 79H166V78H164ZM201 79H202V76H201ZM219 79V78H218ZM25 80L26 79H24L23 81V83H25ZM29 80V79H28ZM42 80V81H41ZM55 80V79H54ZM137 81H134V85L132 84L131 85V89H133V87L132 86H134L135 87V89L137 88L136 86H135V83L137 82L138 84H137V86H138V90L136 91V92H138L139 91V85H140V83H139V81H138V77H137V79H136ZM140 80V79H139ZM150 80V79H149ZM148 80V81H149ZM204 80V79H203ZM202 80V81H203ZM208 80V79H207ZM214 80H216L217 81V79L215 78ZM27 81V80H26ZM41 81V82H40ZM46 81H48V82H46ZM126 81V82H125ZM128 81V83H130ZM147 81V80H146ZM154 81V80H153ZM165 81V80H164ZM209 81V80H208ZM213 81V80H212ZM229 81V80H228ZM230 81H232V80H230ZM30 82V81H29ZM68 82V83H69ZM79 82V83H78ZM98 82H100V81H98ZM144 82V81H143ZM159 82V81H158ZM157 82V83H158ZM161 82V81H160ZM220 82V81H219ZM218 82V83H219ZM20 83H22L21 81H20ZM45 83H43V85H44V88L47 86V84H46V86H45ZM52 83H54V82H52ZM51 83V84H52ZM61 84H62V82H60ZM72 83H69V84H72ZM132 83V82H131ZM130 83V84H131ZM153 83V82H152ZM215 83V82H214ZM38 84V90H36V92H34L33 94H31V95H29V96H26V94L28 93H26L25 95L23 94V97L21 98V99H23L24 98V96L25 97H29V98H32V101L34 100V106H36L43 114H44V117H45V119H46V117H48V118H50L51 117V119H52V117H53V120L54 121H60V122H64V121H67V122H69V121H71L72 120V118H71V115L72 114H70L71 112H69V113H65L63 110V112L62 113H60V108H61V106H60V108L58 109V106L57 105H61V103H65V105H66V103L68 104L69 102L72 104L73 102H71V101H73L72 99H71V94L69 95L70 97H68L67 98V96L66 97H58V95H57V97H48V98H45V96H43L44 97V99L42 98V93L44 92L45 93V90L42 88L43 86H41V84L39 85ZM50 84V85H51ZM57 83L55 82L54 83V85H56ZM63 84H67V81H66V83H63ZM62 84V85H63ZM99 84V83H98ZM129 84V85H130ZM146 84V83H145ZM156 84V83H155ZM154 84V85H155ZM197 84H198V82H197ZM203 84V83H202ZM207 84V83H206ZM216 84H217V82H216ZM16 85H18L17 87L19 88V89H17V87H16ZM128 85V86H129ZM151 85V84H150ZM158 85V84H157ZM213 85V84H212ZM232 85V84H231ZM25 86V85H24ZM26 86H27V84H26ZM26 86H25V88H26ZM58 86H60L59 85V83H58ZM57 85H56V87H58ZM70 86V85H69ZM76 86V85H75ZM84 86V85H83ZM124 86V87H125ZM162 86V85H161ZM203 86V85H202ZM21 87V86H20ZM30 87V86H29ZM64 87V86H63ZM74 87V86H73ZM97 87H98V85H97ZM110 86H108V88H109ZM142 87V86H141ZM141 87H140V89H141ZM24 88V89H25ZM61 88V87H60ZM99 88H100V86H99ZM129 88V87H128ZM129 88V89H130ZM157 88V87H156ZM161 88V87H160ZM23 89V90H24ZM27 89V88H26ZM30 89V88H29ZM47 89V88H46ZM62 89V88H61ZM67 89V88H66ZM72 89V88H71ZM87 89V88H86ZM98 89V88H97ZM111 89V88H110ZM126 89V88H125ZM163 89V88H162ZM57 90V89H56ZM73 90V89H72ZM91 90H93V89H91ZM90 90V91H91ZM117 90H118V93H116L117 92ZM128 90V89H127ZM141 90H143V89H141ZM148 90H149V88H148ZM151 90H153V89H151ZM160 90V89H159ZM204 90H205V88H204ZM27 91H28V89H27ZM32 91V90H31ZM76 91V90H75ZM80 91V90H79ZM87 91H88V89H87ZM95 91V90H94ZM93 91V92H94ZM102 91H103V89H102ZM130 91V90H129ZM209 91V90H208ZM216 91V90H215ZM221 91V90H220ZM62 92V91H61ZM66 92V91H65ZM67 92H69V91H67ZM73 92V91H72ZM81 92V91H80ZM92 92V93H93ZM97 92H98V90H97ZM152 92V91H151ZM159 92V91H158ZM162 92H163V90H162ZM161 92V93H162ZM169 92H171V91H169ZM174 92V91H173ZM21 93V94H20ZM25 93V92H24ZM32 93V92H31ZM56 93V92H55ZM64 93V92H63ZM78 93L79 92H77V97H78ZM87 92H85L84 94H86ZM95 93V92H94ZM132 93V92H131ZM134 93V92H133ZM160 93V92H159ZM202 93V92H201ZM47 94V93H46ZM57 94V93H56ZM61 94V93H60ZM90 94V93H89ZM96 94V93H95ZM98 94V93H97ZM139 94V93H138ZM143 94V93H142ZM141 94V95H142ZM218 94V93H217ZM43 95H45V94H43ZM48 95V94H47ZM55 95V94H54ZM68 95V94H67ZM75 95V94H74ZM80 95V94H79ZM87 95V94H86ZM132 95L134 96V99H133V97H132ZM147 95H149V94H147ZM205 95V94H204ZM204 95H202V96H204ZM212 95V94H211ZM210 95V96H211ZM214 95V94H213ZM7 96H10V97H7ZM53 96V95H52ZM61 96V95H60ZM63 96V95H62ZM81 96H82V93H81ZM91 96V95H90ZM93 96V95H92ZM91 96V97H92ZM138 97V99H139V102H138V99H135V97ZM140 97V98H139ZM154 97V96H153ZM205 97H207V96H205ZM6 98H9L8 100H6ZM20 98H19V100H20ZM26 98V100H28ZM81 97H79V99H80ZM87 98V97H86ZM90 98V97H89ZM130 98H132L133 99V102H132V100L130 101ZM152 98V97H151ZM159 98V97H158ZM216 98V97H215ZM215 98H214V100H215ZM78 99V98H77ZM76 99V100H77ZM78 99V100H79ZM84 99H85V97H84ZM141 99V100H140ZM166 99H168V98H166ZM173 99V98H172ZM186 99V98H185ZM198 99H199V97H198ZM219 99H221V97L219 98ZM224 99V98H223ZM235 99H238V98H235ZM25 100V101H26ZM29 100H31V99H29ZM147 100V99H146ZM150 100V99H149ZM152 100V99H151ZM171 100V99H170ZM194 100H195V98H194ZM193 100V101H194ZM213 100V101H214ZM229 100V99H228ZM239 100V99H238ZM131 102L132 104L130 105V103H128V102ZM148 101V100H147ZM146 101V102H147ZM155 101V100H154ZM166 101V100H165ZM181 101V100H180ZM197 101V100H196ZM202 101V100H201ZM217 101V100H216ZM220 101V100H219ZM224 101H226V99L224 100ZM75 102V101H74ZM88 102V101H87ZM145 102V103H146ZM156 102V101H155ZM164 102V101H163ZM212 102V101H211ZM23 103V102H22ZM29 103V102H28ZM128 103V104H127ZM193 103H195V102H193ZM198 103V102H197ZM209 103V102H208ZM223 103V102H222ZM26 104V103H25ZM160 104V103H159ZM163 104V103H162ZM212 104V103H211ZM224 104H225V102H224ZM228 104V103H227ZM28 105V104H27ZM32 105V104H31ZM88 105L89 104H87V108H88ZM146 105L148 106V103H146ZM196 105V104H195ZM203 105H204V103H203ZM67 106V105H66ZM5 107V106H4ZM9 107H7V108H9ZM29 107V106H28ZM59 110V113L57 112V111H55V109L56 108ZM63 107V106H62ZM153 107V106H152ZM165 107V106H164ZM6 108V109H7ZM35 108V107H34ZM36 108V109H37ZM67 108V107H66ZM65 108V109H66ZM170 108V107H169ZM174 108V107H173ZM193 108V107H192ZM10 109V110H11ZM30 109V108H29ZM56 109V110H57ZM64 109V108H63ZM75 109V108H74ZM79 109V108H78ZM83 109V108H82ZM90 109V108H89ZM146 109V108H145ZM161 109V108H160ZM205 109V108H204ZM224 109H225V107H224ZM1 110H4V108L3 109H1ZM0 110V111H1ZM67 110H68V108H67ZM70 110V109H69ZM151 110H153V109H151ZM260 110V109H259ZM5 111V110H4ZM12 111V110H11ZM19 111V110H18ZM29 111V110H28ZM66 111V110H65ZM76 111V110H75ZM145 111V110H144ZM147 111V110H146ZM145 111V112H146ZM159 112H160V110H158ZM174 111V110H173ZM195 111V110H194ZM23 112V111H22ZM25 112V111H24ZM80 112V111H79ZM84 112V111H83ZM139 112V113H138ZM208 112H209V110H208ZM1 113H2V111H1ZM9 113V112H8ZM7 113V114H8ZM13 113H14V111H13ZM12 113V114H13ZM166 113V112H165ZM187 113V112H186ZM205 113V112H204ZM203 113V114H204ZM4 114V113H3ZM17 114H18V112H17ZM16 114V111H15V115H17ZM25 114H27V113H25ZM139 114V115H138ZM142 114V113H141ZM144 114V113H143ZM156 114V113H155ZM158 114V113H157ZM170 114V113H169ZM174 114V113H173ZM196 114V113H195ZM260 114V113H259ZM9 115V114H8ZM30 115V114H29ZM83 115V114H82ZM145 115H146V113H145ZM210 115H211V113H210ZM262 115V114H261ZM2 116V115H1ZM11 116V115H10ZM21 116V115H20ZM25 116V115H24ZM78 116H79V114H78ZM148 116V115H147ZM151 116V115H150ZM149 116V117H150ZM165 116V115H164ZM7 117V116H6ZM12 117V116H11ZM26 117V116H25ZM25 117H23V118H25ZM140 117V118H141ZM152 117V116H151ZM150 117V118H151ZM163 117V116H162ZM167 117H168V115H167ZM13 118V117H12ZM47 118V119H48ZM76 119H78V120H80L81 118H77V117H75ZM139 117H137L136 119H138ZM156 118H157V116H156ZM161 118V117H160ZM198 118V117H197ZM34 119V118H33ZM44 119V120H45ZM135 119V120H136ZM145 119V118H144ZM152 119V118H151ZM208 119V118H207ZM212 119V118H211ZM1 120V119H0ZM10 120V119H9ZM16 119H14V121H15ZM31 120V119H30ZM38 120V119H37ZM49 120V119H48ZM48 120H45L46 121V124H47V121ZM75 120V119H74ZM140 120V119H139ZM139 120H138V122H139ZM146 120V119H145ZM148 120V119H147ZM153 120H155V119H153ZM190 120V119H189ZM13 121V122H14ZM53 121V122H54ZM149 121H150V119H149ZM48 122H50V121H48ZM75 122H78L77 120L75 121ZM74 122V123H75ZM81 122H82V120H81ZM134 122V121H133ZM132 122V123H133ZM137 121H135V123H136ZM146 122V121H145ZM153 122V121H152ZM19 123V122H18ZM33 123V122H32ZM56 125H58L59 126V124H57V122H54ZM53 123V124H54ZM72 123V122H71ZM86 123V122H85ZM149 123V122H148ZM159 123V122H158ZM231 123V122H230ZM34 124V123H33ZM49 124V123H48ZM61 124V123H60ZM129 124H131V123H129ZM143 124V123H142ZM152 124V123H151ZM153 124H155V123H153ZM14 125V124H13ZM29 125H30V123H29ZM52 125V124H51ZM64 125V123L62 124V126ZM65 125H67V124H65ZM76 125H78V124H76ZM82 125V124H81ZM86 125V124H85ZM135 125V124H134ZM133 125V126H134ZM137 125H139V123L137 124ZM144 125H145V123H144ZM143 125V126H144ZM147 125V124H146ZM145 125V126H146ZM157 125V124H156ZM33 126V125H32ZM42 126V125H41ZM127 126V125H126ZM149 126V125H148ZM175 126V125H174ZM35 127V126H34ZM45 127V126H44ZM79 127H82V126H80L79 125ZM102 127V128H101ZM136 127V126H135ZM142 127V126H141ZM140 126H139V128H141ZM19 128V127H18ZM33 128V127H32ZM66 128V127H65ZM76 128H78V127H76ZM137 128H138V126H137ZM151 128V127H150ZM156 128V127H155ZM1 129V128H0ZM38 129V128H37ZM75 129V128H74ZM79 129V128H78ZM81 129V128H80ZM86 129H88V127L86 128ZM128 129V128H127ZM126 129V130H127ZM132 129V128H131ZM136 129V128H135ZM168 129V128H167ZM233 129V128H232ZM7 130V129H6ZM10 130V129H9ZM14 130V129H13ZM18 130V129H17ZM92 130L94 131V132H92ZM95 130H96V132H95ZM100 130V131H99ZM137 130H139V129H137ZM141 130V129H140ZM152 130V129H151ZM160 130H162V129H160ZM159 130V131H160ZM188 130V129H187ZM193 130V129H192ZM196 130V129H195ZM230 130V129H229ZM241 130V129H240ZM36 131V130H35ZM142 131V130H141ZM150 131V130H149ZM148 131V132H149ZM175 131V130H174ZM231 131V130H230ZM242 131V130H241ZM4 132H5V130H4ZM3 132V133H4ZM14 131H12L11 132V135L13 134L14 136H13V140L15 141V139H16V137L15 136H17V137H19L18 135V132L16 133H13ZM71 132H73L72 134L74 135V134H76V135H74V137L76 138H74L73 136H72V134H71ZM129 132H131V131H129ZM162 132V131H161ZM196 132V131H195ZM10 133V132H9ZM84 133V134H83ZM96 133V135L94 136V137H92V135L93 134H95ZM143 133H145V132H143ZM186 133V132H185ZM191 133V132H190ZM197 133V132H196ZM217 133V132H216ZM71 134V135H70ZM78 134V135H77ZM80 134H82V135H80ZM88 134V135H89ZM121 134V135H120ZM134 134H136V133H134ZM134 134L132 135V136H130L131 138H133V140H135L136 139V137H135V139H134ZM140 134V133H139ZM142 134V133H141ZM10 135V134H9ZM80 135V137H82L83 138V140H82V138H80V137H77V136H79ZM90 135H89V137H90ZM124 135V134H123ZM126 135V134H125ZM143 135V134H142ZM147 136V134H144V136ZM243 135V134H242ZM3 137H4V135H2ZM62 136L64 137V140L63 141H61L63 138H62ZM86 136V135H85ZM96 136V138H98ZM127 136V135H126ZM139 136H141V135H139ZM139 136H138V139H139ZM144 136H143V138H144ZM149 136V135H148ZM227 136V135H226ZM232 136H234V135H232ZM239 136H241V135H239ZM250 136V135H249ZM14 137H15V139H14ZM88 136L86 137V138H88V140L89 139H91V138H89ZM123 137V136H122ZM121 137V138H122ZM244 136H242V138H243ZM258 137V136H257ZM35 138H37V141L38 142H34V139ZM77 138H80L79 140L77 139ZM102 138H103V136H102ZM232 138H234V137H232ZM262 138V137H261ZM55 139H57L56 141H55ZM138 139H136L137 141H138ZM203 139V138H202ZM243 139H245V138H243ZM248 139V138H247ZM255 139H257L256 137H255ZM5 140V139H4ZM16 140H18V139H16ZM50 140V141H49ZM52 140V141H51ZM55 142H54V141ZM123 140H124V138H123ZM127 140V139H126ZM131 140V139H130ZM148 140V139H147ZM146 140V141H147ZM7 141H8V137H7ZM19 141V140H18ZM80 142V143H76V142ZM87 141V140H86ZM91 141H92V139H91ZM137 141H134V142H137ZM140 141V140H139ZM242 141V140H241ZM249 141V140H248ZM252 141V140H251ZM10 142V141H9ZM9 142H7V143H9ZM52 142V143H51ZM88 143L90 142V141H87ZM103 142V141H102ZM128 142V141H127ZM132 142V141H131ZM133 142V143H134ZM141 142V141H140ZM139 142V143H140ZM143 142V141H142ZM189 142V141H188ZM195 142V141H194ZM230 142V141H229ZM256 142V141H255ZM259 142V141H258ZM14 143H16V142H14ZM18 143V142H17ZM166 143V142H165ZM196 143V142H195ZM202 143V142H201ZM250 143V142H249ZM248 143V144H249ZM1 144V143H0ZM13 144V143H12ZM136 144H138V143H136ZM144 144V143H143ZM143 144H142V146H143ZM258 144V143H257ZM264 144V143H263ZM91 145H94V144H91ZM100 145V144H99ZM129 145V144H128ZM138 145H140V144H138ZM226 145V144H225ZM254 145V144H253ZM130 146H131V144H130ZM203 146V145H202ZM227 146V145H226ZM100 147V146H99ZM136 147V146H135ZM138 147V146H137ZM140 147V146H139ZM138 147V148H139ZM253 147V146H252ZM103 148V147H102ZM132 148V147H131ZM137 148V149H138ZM224 148V147H223ZM229 148V147H228ZM227 148V149H228ZM244 148V147H243ZM128 149V148H127ZM141 149V148H140ZM200 149V148H199ZM231 149V148H230ZM241 149V148H240ZM132 150H133V148H132ZM171 150V149H170ZM203 150V149H202ZM248 150V149H247ZM263 150V149H262ZM261 150V151H262ZM130 151V150H129ZM166 151V150H165ZM256 151H257V149H256ZM182 152V151H181ZM205 152H207V151H205ZM263 152V151H262ZM1 153V152H0ZM1 153V154H2ZM105 153V152H104ZM166 153H168V152H166ZM244 153V152H243ZM261 152H259L258 154H260ZM101 154H102V152H101ZM129 154V153H128ZM204 154V153H203ZM224 154H226V153H224ZM54 155H57V157L56 156H54ZM132 155V154H131ZM134 155V154H133ZM169 155V154H168ZM168 155H167V157H168ZM210 155V154H209ZM221 155V154H220ZM232 155H235V154H232ZM264 155V154H263ZM130 156V155H129ZM194 156V155H193ZM204 156V155H203ZM242 156V155H241ZM261 156V155H260ZM104 157V156H103ZM128 157V156H127ZM164 157V156H163ZM171 157V156H170ZM232 157V156H231ZM234 157V156H233ZM262 157V156H261ZM260 157V158H261ZM100 158V157H99ZM130 158H132V157H130ZM136 158V157H135ZM172 158V157H171ZM228 158H230L229 156H228ZM235 158V157H234ZM233 158V159H234ZM264 158V156L262 157V159ZM3 159V158H2ZM222 159V158H221ZM227 159V158H226ZM1 160V159H0ZM6 160H4V163H6L5 161ZM158 160H159V158H158ZM202 160V159H201ZM204 160V159H203ZM209 160H211V158L209 159ZM220 160V159H219ZM128 161H130V160H128ZM162 161V160H161ZM177 161V160H176ZM188 161V160H187ZM192 161V160H191ZM252 161V160H251ZM255 161V160H254ZM264 161V160H263ZM2 162V161H1ZM164 162V161H163ZM166 162V161H165ZM172 162V161H171ZM244 162V161H243ZM261 162H262V160H261ZM147 163V162H146ZM212 163V162H211ZM231 163V162H230ZM241 163H242V161H241ZM250 163V162H249ZM264 163V162H263ZM3 164V163H2ZM162 164H164V163H162ZM165 164H167V163H165ZM165 164H164V166H165ZM175 164V163H174ZM173 164V165H174ZM229 164V163H228ZM248 164V163H247ZM253 164V163H252ZM4 165V164H3ZM6 165V164H5ZM204 165V164H203ZM210 165V164H209ZM216 165V164H215ZM244 165V164H243ZM263 165V164H262ZM0 166H2V165H0ZM168 166V165H167ZM171 166V165H170ZM248 166V165H247ZM264 166V165H263ZM3 167V166H2ZM6 167V166H5ZM142 167V166H141ZM140 167V168H141ZM144 167V166H143ZM237 167V166H236ZM253 167V166H252ZM33 168H35V170H37V173L36 172H33L34 174H35V177L36 178H34V175H31L30 173H31V170H34ZM164 168V167H163ZM243 168V167H242ZM249 168V167H248ZM132 169V168H131ZM147 169V168H146ZM153 169V168H152ZM179 169V168H178ZM181 169V168H180ZM198 169V168H197ZM199 169H202V168H199ZM199 169H198V171H199ZM244 169H246V168H244ZM249 169H251V168H249ZM257 169V168H256ZM262 169V168H261ZM4 170V169H3ZM164 170V169H163ZM173 170V169H172ZM175 170V169H174ZM1 171V170H0ZM6 171V172H7ZM129 171V170H128ZM159 171H160V169H159ZM168 171V170H167ZM189 171V170H188ZM262 171V170H261ZM3 172V171H2ZM153 172V171H152ZM216 172V171H215ZM245 172V171H244ZM127 173V172H126ZM193 173V172H192ZM241 173V172H240ZM253 173V172H252ZM15 174H14V176H13V178L15 177ZM155 174V173H154ZM154 174H153V176H154ZM160 174V173H159ZM208 174V173H207ZM213 174V173H212ZM257 174V173H256ZM262 174H264V173H262ZM9 174L7 173V176H8ZM170 175V174H169ZM225 175V174H224ZM239 175V174H238ZM124 176H126V177H124ZM130 176V175H129ZM134 176V175H133ZM143 176V175H142ZM158 176V175H157ZM161 176V175H160ZM165 176V175H164ZM171 176V175H170ZM180 176V175H179ZM206 176V175H205ZM214 176V175H213ZM260 176H263V175H260ZM12 177V176H11ZM132 177V176H131ZM177 177V176H176ZM185 177V176H184ZM234 177V176H233ZM257 177H259L258 175L256 176V178ZM13 178H11V179H9V180H14V182H16V178L15 179H13ZM156 178H158V177H156ZM205 178V177H204ZM263 177H261L260 178V181L258 182L259 184H258V190L257 189H255L257 192V196L256 197H258L257 199H254V200H257L256 202L259 204V202L262 204V209L264 210V198H263V201L261 200L262 199V189H263V186H264V178L262 179ZM6 179V178H5ZM123 179H124V181H123ZM128 179H129V177H128ZM132 179V178H131ZM153 179V178H152ZM151 179V180H152ZM193 179V178H192ZM231 179V178H230ZM233 179V178H232ZM231 179V180H232ZM247 179H249V177L247 178ZM7 180V179H6ZM127 180V179H126ZM143 180H145V179H143ZM157 180V179H156ZM159 180V179H158ZM158 180H157V182H158ZM259 180V179H258ZM26 181V180H25ZM32 181V182H33ZM123 181V182H122ZM137 181V180H136ZM146 181V180H145ZM148 181V180H147ZM161 181V180H160ZM186 181V180H185ZM222 181V180H221ZM233 181V180H232ZM251 181V180H250ZM256 181H257V179H256ZM18 182V181H17ZM20 182V181H19ZM29 182V181H28ZM143 182V181H142ZM153 182V181H152ZM155 182V181H154ZM153 182V183H154ZM166 182V181H165ZM225 182V181H224ZM234 182V181H233ZM248 182H249V180H248ZM129 183V182H128ZM193 183V182H192ZM230 183V182H229ZM240 183V182H239ZM243 183V182H242ZM4 184V183H3ZM6 184V183H5ZM19 184H22V183H19ZM24 184V183H23ZM29 184H30V182H29ZM33 184V183H32ZM138 184H140V182L138 183ZM149 184V183H148ZM147 184V185H148ZM241 184V183H240ZM239 184V185H240ZM256 184H257V182H256ZM18 185V184H17ZM26 185V184H25ZM51 185V184H50ZM150 185V184H149ZM160 185V184H159ZM186 185V184H185ZM188 185V184H187ZM229 185H231V184H229ZM263 185V186H262ZM8 186V185H7ZM23 186V185H22ZM34 186V185H33ZM45 186V185H44ZM103 186V185H102ZM130 186V185H129ZM132 186V185H131ZM151 186V185H150ZM235 186V185H234ZM248 186V185H247ZM254 186V185H253ZM12 187V186H11ZM26 187V186H25ZM47 187V185L45 186V187H43V189H41V190H44V188H46ZM104 187H105V184H104ZM221 187V186H220ZM219 187V188H220ZM229 187V186H228ZM18 188V187H17ZM28 188V187H27ZM30 188V187H29ZM58 188V187H57ZM125 188H128L127 187V185L125 186ZM139 188V187H138ZM150 188V187H149ZM160 188V187H159ZM250 188H251V186H250ZM9 189V188H8ZM121 190H122V188H120ZM119 189V190H120ZM130 189V188H129ZM152 189H153V187H152ZM224 189V187L222 188V190ZM235 189V188H234ZM252 189H254L253 187H252ZM252 189H251V191H252ZM22 190H23V188H22ZM22 190L19 192L22 196H23V201L25 200V202H28V199H29V197L31 196H28L29 194L28 193H30V191H28L27 192V189L24 191V192H22ZM33 190V189H32ZM37 190V189H36ZM39 190V189H38ZM45 190H47V189H45ZM45 190H44V192H45ZM125 190H127V189H125ZM227 190H229L228 188H227ZM8 191V190H7ZM70 191L72 192V196H70ZM221 191V190H220ZM219 191V193H221ZM250 191V192H251ZM5 192V191H4ZM9 192V191H8ZM41 192V191H40ZM111 192V191H110ZM123 192V191H122ZM126 192V191H125ZM130 192V191H129ZM156 192V191H155ZM231 192H233V191H231ZM31 193H32V191H31ZM30 193V194H31ZM132 193V192H131ZM150 193H151V191H150ZM149 193V194H150ZM216 193H218V191H216ZM219 193H218V197H219ZM223 193V192H222ZM234 193V192H233ZM232 193V194H233ZM6 194V193H5ZM18 194V193H17ZM36 194V193H35ZM34 194V195H35ZM111 194H113V193H111ZM120 194H123V193H120ZM126 194V193H125ZM130 194V193H129ZM139 194V193H138ZM58 195V194H57ZM143 195V194H142ZM142 195H140V196H142ZM234 195V194H233ZM240 195V194H239ZM264 195V194H263ZM36 197L38 196V195H35ZM111 196V195H110ZM118 196V195H117ZM124 196V195H123ZM150 196V195H149ZM222 196H224V195H222ZM222 196H221V199H222ZM248 196V195H247ZM19 197H20V195H19ZM28 197V198H27ZM115 197V196H114ZM131 197H132V195H131ZM135 197V196H134ZM151 197V196H150ZM217 197V198H218ZM232 197V196H231ZM243 197V196H242ZM246 196H244V198H245ZM253 197H254V195H253ZM261 197V198H260ZM112 198H113V196H112ZM119 198H121V197H119ZM123 198H125V197H123ZM127 198V197H126ZM128 198H129V196H128ZM127 198V199H128ZM138 198V197H137ZM226 198V197H225ZM233 198V197H232ZM22 199V198H21ZM32 199V198H31ZM36 199V198H35ZM35 199H33L34 201H35ZM114 199H116V198H114ZM129 199H131V198H129ZM220 199V198H219ZM231 199V198H230ZM230 199H229V201H230ZM251 199V198H250ZM30 200V199H29ZM123 199L121 198V201H122ZM135 200V199H134ZM217 200V199H216ZM216 200H215V204L213 205L212 204V202H210L212 205H209V207H208V210L210 211V213H211V220H212V223L213 224H211V229H212V232H213V235H214V230L216 231V229L217 230H219V232H220V230H225L226 231V229H224L225 228V226L227 225H225L223 222H220V224L219 223H216V220H218L217 222H219V220H223L224 218H225V216H224V218H222V219H220L221 218V216L219 217V214H218V212H219V210H220V203L221 202H216ZM227 200V199H226ZM225 200V201H226ZM249 200V199H248ZM37 201V200H36ZM117 201V200H116ZM115 201V202H116ZM120 201V200H119ZM118 201V202H119ZM209 201V200H208ZM224 201V200H223ZM232 201V200H231ZM243 201V200H242ZM247 201V200H246ZM245 201V202H246ZM24 202V203H25ZM32 201H30L28 204H30ZM108 202V201H107ZM134 202V201H133ZM145 202V201H144ZM233 202V201H232ZM250 202V201H249ZM124 203H125V201H124ZM213 203H214V201H213ZM237 203V202H236ZM243 203V202H242ZM247 203V202H246ZM253 203V202H252ZM35 204V203H34ZM54 204V203H53ZM111 204V203H110ZM115 204V203H114ZM133 204V203H132ZM131 204V205H132ZM209 204V203H208ZM228 204V203H227ZM241 204V203H240ZM244 204V203H243ZM242 204V205H243ZM257 204V205H258ZM260 204V205H261ZM27 205V204H26ZM30 205H32V204H30ZM36 205V204H35ZM116 205V204H115ZM121 205H123V204H121ZM126 205V204H125ZM134 205V204H133ZM142 205V204H141ZM179 205V204H178ZM233 205L234 206H232V208H230L229 207V205H228V207L230 208V209H232V210H234V211H232L233 213H232V215H231V217H229L228 216V218H233L234 217V220L237 218H235V201H234V203H233ZM255 205V204H254ZM28 206V205H27ZM177 206V205H176ZM237 206H238V203H237ZM248 206V205H247ZM250 206V205H249ZM253 206V205H252ZM122 207V206H121ZM141 207V206H140ZM207 207V206H206ZM225 207H226V204H225ZM239 207V206H238ZM238 207H236V209L238 208ZM22 208V207H21ZM20 208V209H21ZM28 208V207H27ZM26 208V209H27ZM114 208H115V206H114ZM123 208H124V206H123ZM222 208H223V206H222ZM221 208V209H222ZM250 208V207H249ZM248 207H247V210H246V214H245V216L244 215H241L242 216V218L239 220L240 221V224L238 223L237 224V228L238 229H241V227L240 226H244V225H250L249 223H247V221H250V220H252L253 218H252V209L254 208H252L251 210L249 209ZM261 208V207H260ZM127 209V208H126ZM181 209V208H180ZM199 209V208H198ZM207 209V208H206ZM226 209V208H225ZM225 209H223V210H225ZM228 209V208H227ZM239 209H240V207H239ZM238 209V210H239ZM249 209V210H248ZM259 209V208H258ZM258 209H257V211L256 212H259L258 211ZM76 210V209H75ZM207 210V211H208ZM223 210H222V212H223ZM256 210V209H255ZM261 210V209H260ZM140 210H136V213H135V218L136 219H139V218H141V216H143L142 215V213H140L139 212ZM176 211H177V209H176ZM200 211V210H199ZM216 211H218V212H216ZM226 211V210H225ZM228 211H230L231 212V210H229L228 209ZM228 211H226V212H228ZM240 211V210H239ZM11 212V211H10ZM20 212V211H19ZM22 212V211H21ZM96 212V211H95ZM159 212V211H158ZM163 212V211H162ZM190 212V211H189ZM221 212V211H220ZM229 212V213H230ZM238 212V211H237ZM237 212H236V215H237ZM243 212V211H242ZM94 213V212H93ZM101 213V212H100ZM105 213V212H104ZM115 213V212H114ZM264 213V212H263ZM133 214V213H132ZM152 214H154V213H152ZM181 214V213H180ZM183 214V213H182ZM208 214V213H207ZM224 215H227V213H223ZM238 214H240V213H238ZM16 215V214H15ZM22 215V214H21ZM190 215V214H189ZM222 215V214H221ZM230 215V214H229ZM86 216H88V215H86ZM203 216V215H202ZM207 216V215H206ZM238 216V215H237ZM240 216V215H239ZM243 216H244V218H243ZM254 216V215H253ZM260 216V215H259ZM19 217V216H18ZM17 217V218H18ZM111 217V216H110ZM114 217V216H113ZM133 217H134V215H133ZM175 217V216H174ZM181 217V216H180ZM183 217H185V216H183ZM219 217V218H218ZM223 217V216H222ZM257 217V216H256ZM108 218V217H107ZM112 218V217H111ZM161 218V217H160ZM167 218V217H166ZM188 218V217H187ZM189 218H191V217H189ZM227 218V219H228ZM264 218V217H263ZM21 219V218H20ZM87 219V218H86ZM89 219V218H88ZM113 219V218H112ZM132 219V218H131ZM157 219V218H156ZM163 219V218H162ZM177 219V218H176ZM206 219V218H205ZM244 219V220H243ZM257 219H259V218H257ZM19 220V219H18ZM41 220H42V223H40V224H43V223H45L46 221H49L50 220V215L48 214H46L45 212H43L42 213V218H41ZM133 220V219H132ZM182 220V219H181ZM225 220V219H224ZM230 220V219H229ZM262 220V219H261ZM111 221H113V220H111ZM135 221V220H134ZM134 221H133V223H134ZM175 221V220H174ZM210 221V220H209ZM232 221H233V219H232ZM263 221V220H262ZM37 222V221H36ZM88 222V221H87ZM110 222V221H109ZM115 222V221H114ZM130 222V221H129ZM136 223H137V220L135 221ZM178 222H179V218H178ZM186 222V221H185ZM225 222H227L228 224H231L230 222H228V221H225ZM256 222V221H255ZM12 223V222H11ZM10 223V224H11ZM31 223V222H30ZM54 223V222H53ZM59 223V222H58ZM63 223V222H62ZM183 223V222H182ZM182 223L180 222V224L182 225ZM188 223V222H187ZM193 223V222H192ZM197 223V222H196ZM196 223H194V224H196ZM207 223V222H206ZM221 223H223V224H221ZM235 221H234V225H235ZM247 223V224H246ZM160 224V223H159ZM158 224V225H159ZM174 224V223H173ZM199 224V223H198ZM203 224V223H202ZM38 225V224H37ZM48 225V224H47ZM108 225V224H107ZM155 225V224H154ZM166 226H167V222H166V224H165ZM169 225H170V223H169ZM179 225V224H178ZM184 225V224H183ZM200 225V224H199ZM208 225H209V223H208ZM232 225H233V222H232ZM231 225V226H232ZM234 225H233V227H234ZM262 225H264V224H262ZM10 226V225H9ZM8 226V227H9ZM20 226V225H19ZM51 226V225H50ZM114 226V225H113ZM152 226V225H151ZM164 226V225H163ZM176 226V225H175ZM193 226V225H192ZM203 226V225H202ZM229 226V225H228ZM246 226H245V228H246ZM248 226H247V228H248ZM257 226V225H256ZM27 227V226H26ZM37 227H39V226H37ZM48 227V226H47ZM53 227V226H52ZM55 227V226H54ZM60 227V226H59ZM171 227H173V226H171ZM181 227V226H180ZM179 227V228H180ZM185 227V226H184ZM205 227V226H204ZM203 227V228H204ZM232 227V228H233ZM240 227V228H239ZM10 228V227H9ZM17 228V227H16ZM49 228V227H48ZM48 228H45L44 229V231H42L43 233L45 232H48L49 233V229ZM146 228V227H145ZM145 228H143V226L141 227L140 226V229L142 230L141 231V233H137L135 236H136V239L138 238V240H144V239H147V233H146V231L144 230ZM153 227H151V229H152ZM156 228V227H155ZM158 228V227H157ZM182 228V227H181ZM192 228V227H191ZM202 228V227H201ZM200 228V229H201ZM202 228V229H203ZM227 228V227H226ZM232 228H231V230H232ZM236 228V227H235ZM245 228L243 227V230H245ZM253 228V227H252ZM40 229V228H39ZM49 231H48V230ZM160 229V228H159ZM168 227L166 228L165 226L164 227H161V230H159V232L157 233V234H159L158 235V237L159 238H157L158 239V241L160 242V243H164L165 242V238L164 237H166L164 234L166 233V235H168V233H170V232H168ZM172 229V228H171ZM185 229L186 228H184V230L182 229V234H181V236H180V238H179V240H178V243H176L177 245H178V249H180L181 251H183L184 252V254L186 253V255H187V253H189L188 251H189V245H191L190 244V240H189V237L191 236V235H193L195 238L197 237L196 235H198L199 233L201 234L202 233V231L201 230H198V231H191V233L188 231V232H185ZM205 229V228H204ZM208 229V228H207ZM259 229V228H258ZM262 229V228H261ZM260 229V230H261ZM43 230V229H42ZM46 230V231H45ZM52 230V229H51ZM58 230V229H57ZM105 230V229H104ZM174 230H175V228H174ZM173 230V231H174ZM242 230V229H241ZM248 230V229H247ZM252 230V229H251ZM257 230V229H256ZM13 231V230H12ZM31 231V230H30ZM39 231H41V230H39ZM177 231V230H176ZM187 231V230H186ZM221 231V232H222ZM262 231V230H261ZM10 232V231H9ZM37 232V231H36ZM55 232V231H54ZM70 232V237L69 238H71V241H70V244H69V247H70V250L72 251V253L75 255H78V257L76 256V258L79 260H77V259H74L75 260V262L76 261H78L77 262V264H79V263H82V264H85V262L84 261H86V259L88 258L89 259V257L91 258V255H93L94 253H95V251H96V247L93 245L94 243L92 242V240H90V238L89 237H87V234H85L84 232H82L81 230H80V228L78 229V228H75V229H71V231H69ZM110 232V231H109ZM154 232V231H153ZM207 232V231H206ZM218 232V231H217ZM233 232V231H232ZM235 232V231H234ZM249 232V231H248ZM263 232V231H262ZM262 232H261V234H262ZM11 233H13V232H11ZM41 233V232H40ZM101 233V232H100ZM105 233V232H104ZM172 233V232H171ZM190 233V234H189ZM205 233V232H204ZM224 233V232H223ZM222 233V234H223ZM227 233V232H226ZM230 233V232H229ZM253 233V232H252ZM257 233V232H256ZM9 234V233H8ZM15 234V233H14ZM42 234V233H41ZM54 234V233H53ZM82 236L83 235V237H81L80 235ZM242 234V233H241ZM247 234V233H246ZM251 234V233H250ZM11 235V234H10ZM9 235V236H10ZM43 235V234H42ZM45 235V234H44ZM44 235H43V237H44ZM107 235V234H106ZM109 235V234H108ZM152 235V234H151ZM162 235V236H161ZM203 235V234H202ZM227 235H228V233H227ZM235 235V234H234ZM233 235V236H234ZM243 235V234H242ZM254 235V234H253ZM257 235V234H256ZM35 236V235H34ZM41 236V235H40ZM39 236V237H40ZM53 236V235H52ZM76 236V238L78 237V239H76V238H74ZM79 236L81 237V238H79ZM154 236V235H153ZM192 236V237H193ZM225 236H226V234H225ZM230 236H231V234H230ZM244 236V235H243ZM86 237V238H85ZM104 237V236H103ZM151 237V236H150ZM162 237V238H161ZM168 237H171V236H168ZM177 237V236H176ZM218 237V236H217ZM228 237V236H227ZM236 237V236H235ZM238 237V236H237ZM236 237V238H237ZM246 237V236H245ZM29 238V237H28ZM34 238V237H33ZM46 238H47V236H46ZM45 238V239H46ZM82 238H85L84 240L82 239ZM102 238V237H101ZM149 238V237H148ZM161 238V239H160ZM200 238V237H199ZM215 238V236L212 238L211 237V235H210V233H207V235H206V237H204V240H202V241H200L201 242V244L199 243V245H200V247L199 248H202L201 249V252H202V255H203V258L204 259H206L207 261H209V262H211V263H216V255H215V253H214V249H215V247L213 248V246L215 245V241L213 240ZM235 238V239H236ZM253 237L251 236V239H252ZM45 239H44V241H45ZM56 239V238H55ZM82 239V240H81ZM104 239V238H103ZM105 239H107V237L105 238ZM114 239H115V237H114ZM169 239V238H168ZM176 239V238H175ZM197 239H198V237H197ZM196 239V240H197ZM231 239V238H230ZM238 239V238H237ZM6 240V239H5ZM8 240V239H7ZM59 240V239H58ZM134 240V239H133ZM177 240V239H176ZM200 240V239H199ZM217 240V239H216ZM222 240V239H221ZM229 240V239H228ZM263 240V239H262ZM32 241H33V239H32ZM56 241V240H55ZM136 241V240H135ZM145 241V240H144ZM150 241V240H149ZM153 241V240H152ZM250 241V240H249ZM254 241H255V239H254ZM8 242V241H7ZM26 242V241H25ZM30 242V241H29ZM40 242H41V240H40ZM57 242V241H56ZM110 242V241H109ZM156 242H157V240H156ZM155 242V243H156ZM177 242V241H176ZM192 242V241H191ZM230 242V241H229ZM234 242V241H233ZM238 242V241H237ZM243 242H244V240H243ZM246 242V241H245ZM261 242V241H260ZM27 243V242H26ZM25 243V244H26ZM45 242H43V244H44ZM104 243V242H103ZM111 243V242H110ZM142 243V242H141ZM148 243V242H147ZM151 243V242H150ZM221 243V242H220ZM247 243V242H246ZM251 243V242H250ZM10 244H12V243H10ZM41 244H42V242H41ZM40 244V245H41ZM42 244V245H43ZM62 243H60L59 245H61ZM113 244V243H112ZM196 244H197V242H196ZM233 244V243H232ZM240 244V243H239ZM238 244V245H239ZM262 244H264V243H262ZM28 245L29 244H27V247H28ZM38 245V244H37ZM41 245V246H42ZM46 245V244H45ZM44 245V246H45ZM63 245H66V243L65 244H63ZM151 245V244H150ZM155 245V244H154ZM157 245H158V243H157ZM167 245V244H166ZM175 245V244H174ZM177 245H175V246H177ZM198 245V246H199ZM242 245V244H241ZM259 245V244H258ZM12 246V245H11ZM48 246V245H47ZM50 246V245H49ZM56 246V245H55ZM126 246V245H125ZM226 246V245H225ZM247 246H248V244H247ZM251 246V245H250ZM260 246V245H259ZM54 247V246H53ZM103 247V246H102ZM161 247V246H160ZM196 247V246H195ZM217 247H219L218 245H217ZM246 247V246H245ZM12 248V247H11ZM38 248V247H37ZM42 248V247H41ZM44 248V247H43ZM43 248L41 249L42 251H43ZM127 248V247H126ZM227 248V247H226ZM238 248V247H237ZM248 248V247H247ZM251 248H253V247H251ZM98 249V248H97ZM137 249V248H136ZM197 249V248H196ZM225 249V248H224ZM231 249V248H230ZM245 249V248H244ZM244 249L242 250V252H244ZM256 249V248H255ZM23 250V249H22ZM26 250V249H25ZM104 250V249H103ZM110 250V249H109ZM122 250V249H121ZM166 250V249H165ZM218 250V249H217ZM241 250V249H240ZM248 250V249H247ZM247 250H245V251H247ZM16 251V250H15ZM30 251V250H29ZM113 251V250H112ZM175 251H177V249L175 250ZM230 251V250H229ZM235 250H233V252H234ZM238 251V250H237ZM249 251V250H248ZM252 251H254V250H252ZM259 251V250H258ZM262 251V250H261ZM261 251H259V252H257V250L255 251L256 252V258L254 259L256 262H254V260H253V264L255 263H257V264H264V261H263V259H261V257L263 258V256H264V254L261 256ZM12 252V251H11ZM25 252V251H24ZM27 252V251H26ZM38 252V251H37ZM39 252H40V249H39ZM133 252V251H132ZM180 252V251H179ZM182 252V253H183ZM232 252V253H233ZM241 252V251H240ZM241 252V254H242V256L241 257H243V256H245V255H251L252 254V252H251V254H246V253H242ZM255 252H254V255H252L253 257H255ZM264 252V251H263ZM107 253V252H106ZM177 253V252H176ZM181 253V254H182ZM219 253V252H218ZM221 253V252H220ZM224 253V252H223ZM229 253H231V252H229ZM228 253V254H229ZM238 253V252H237ZM250 253V252H249ZM12 254H13V252H12ZM15 254V253H14ZM137 254V253H136ZM163 254H166V252L165 253H163ZM183 254V255H184ZM8 255V254H7ZM20 255V254H19ZM22 255V254H21ZM40 255V254H39ZM175 255V254H174ZM220 255V254H219ZM237 255V254H236ZM10 256V255H9ZM31 256V255H30ZM37 256V255H36ZM107 256V255H106ZM159 256V255H158ZM221 256V255H220ZM251 256V257H252ZM19 257V256H18ZM49 257V256H48ZM81 257V258H80ZM103 257V256H102ZM232 257V256H231ZM230 257V258H231ZM240 257V256H239ZM13 258V257H12ZM11 258V259H12ZM101 258V257H100ZM104 258V257H103ZM113 258V257H112ZM187 258V257H186ZM238 258V257H237ZM237 258H235V260L237 259ZM249 258V257H248ZM7 259V258H6ZM108 259V258H107ZM152 259V258H151ZM166 259V258H165ZM173 259H175V258H173ZM183 259V258H182ZM246 259V258H245ZM251 259V258H250ZM249 259V260H250ZM9 260V259H8ZM106 260V259H105ZM110 260H111V258H110ZM114 260V259H113ZM167 260V259H166ZM186 260V259H185ZM239 260V259H238ZM242 260V258L239 260V261H241ZM243 260H244V257H243ZM18 261V260H17ZM39 261V260H38ZM84 263H83V262ZM123 261V260H122ZM183 261V260H182ZM198 261V260H197ZM204 261V260H203ZM224 261H226V260H224ZM234 261V260H233ZM246 260H244V262H245ZM248 261V260H247ZM247 261L245 262V264H247ZM263 261V262H262ZM7 262V261H6ZM20 262V261H19ZM186 262V261H185ZM189 262V261H188ZM249 262H252V261H249ZM248 262V263H249ZM259 262V263H258ZM18 263V262H17ZM99 263V262H98ZM148 263V262H147ZM205 263V262H204ZM96 264H97V262H96ZM107 264V263H106ZM164 264V263H163ZM177 264H178V262H177ZM220 264V263H219ZM234 264V263H233ZM238 264H241V263H238ZM242 264H244V263H242ZM249 264H251V263H249Z\"/></svg>",
  "mask_w": 264,
  "mask_h": 264
}]
</instances>
